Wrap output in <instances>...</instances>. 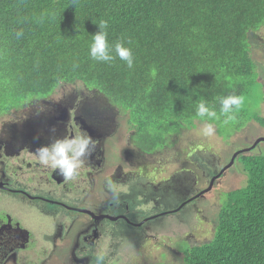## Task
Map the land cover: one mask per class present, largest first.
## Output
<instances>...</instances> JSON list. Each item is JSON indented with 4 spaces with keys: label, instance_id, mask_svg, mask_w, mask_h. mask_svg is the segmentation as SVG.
Wrapping results in <instances>:
<instances>
[{
    "label": "trees",
    "instance_id": "obj_1",
    "mask_svg": "<svg viewBox=\"0 0 264 264\" xmlns=\"http://www.w3.org/2000/svg\"><path fill=\"white\" fill-rule=\"evenodd\" d=\"M101 20L109 44L123 40L132 49L133 68L118 57L111 64L90 58ZM262 26L264 0H0V116L80 81L128 111L133 146L168 152L175 134L198 127L202 99L219 115V96L242 95V105L258 96L263 83L250 34ZM237 117L226 126L221 117L218 132L226 137L252 120L264 125L260 114ZM194 149H176L182 163L199 160ZM238 156L247 181L223 193L211 240L192 246L179 234L170 245L185 264H264V155ZM187 167L180 170L192 176V196L211 185V176ZM183 222L173 235L186 230Z\"/></svg>",
    "mask_w": 264,
    "mask_h": 264
},
{
    "label": "flooded vegetation",
    "instance_id": "obj_2",
    "mask_svg": "<svg viewBox=\"0 0 264 264\" xmlns=\"http://www.w3.org/2000/svg\"><path fill=\"white\" fill-rule=\"evenodd\" d=\"M83 85L77 89L76 83L61 84L46 98L12 108V118L0 121V264H106L115 254L111 247L127 240L128 227L142 228L147 217L190 211L184 210L192 203L187 202L193 192L192 176L180 169L188 166L191 171L192 163L169 171L163 168L168 165L163 157L153 159L160 156L159 150L143 155L133 142L131 149L114 151L119 108L97 88ZM74 135L88 136L93 144L72 179L39 164V146ZM239 150L243 151L236 156L249 152L242 146L234 153ZM235 161L217 160L210 174L202 172L211 176L209 181L220 175L210 191ZM172 192L178 193L174 206L152 212L143 208L153 206L160 193ZM77 232L79 237L72 238ZM147 237H154L151 231ZM158 244L160 257L182 254ZM107 247L113 253L105 256Z\"/></svg>",
    "mask_w": 264,
    "mask_h": 264
},
{
    "label": "rangeland",
    "instance_id": "obj_3",
    "mask_svg": "<svg viewBox=\"0 0 264 264\" xmlns=\"http://www.w3.org/2000/svg\"><path fill=\"white\" fill-rule=\"evenodd\" d=\"M250 38L253 44L252 52L257 51L256 56L253 59L258 65L260 80L264 83V26H262L258 32L251 33ZM75 83L77 89L84 88V85L80 81ZM258 91H260L258 92V96L254 97L249 103L241 106L237 113L241 119L245 114H259L258 111H260V115L264 117V91L262 88L258 89ZM19 109H22V107H19ZM241 109H243L244 112L252 113H244ZM115 112L119 113L117 116L119 117L121 125L116 127L112 136V143H114L115 146L114 151L120 152L122 150L125 151L131 149L132 145L130 142H133L132 134L134 133V126L129 123V113L124 108H116ZM11 118L12 112H8L1 116L0 121ZM196 122L198 124L196 129L182 131L173 136V138H175V149H169L168 152H161L160 156L156 154L153 159L155 160L163 157L168 162V165L164 168L167 167L169 168V171L178 172L183 161V155L186 154L184 153V150L187 149V151H190L195 148V154L201 156L199 157L198 163L196 161L192 163L190 170H193L196 173L206 171L207 174H210L217 160H219L220 164L227 162L232 158L234 151L237 148L244 146L246 141L252 140L253 137L264 136V126L256 121H252L249 126L241 130L235 137L229 139H226L224 135H221L218 132L217 126L216 134L214 136L203 137L198 134V129L202 127V122H198V120ZM114 125L116 124H113L112 126L114 127ZM176 149L181 150L183 155ZM142 152V154L145 155L144 151ZM252 153L264 155V141L260 142ZM246 179L247 176L243 170V166L240 161L237 160L233 167H231L227 173L218 180L219 184H217L218 187L216 189L205 194H202L201 191L196 195H193L191 199L187 201L192 203H190L184 211L186 212V209L190 207L191 214L194 213L195 216L189 219L188 214L190 211L186 212L188 216L184 213H170L148 220L145 225H143V228L128 227L129 233L127 240L119 245L120 247H111L112 251H115V254L112 259H107L106 264H185L183 257L181 258V256L178 255L168 254L167 257H160L158 242L172 245L179 234L183 235L181 238L182 240L190 241L192 246L211 240L218 222V212L224 198L223 193L225 194L227 191L245 185ZM204 190L205 189H203V191ZM169 194L172 195L168 196V194L160 193L153 206L148 203L146 206L143 205V208L152 212L153 209L159 210L174 206L178 202V193L172 192ZM200 195L201 198L197 200L194 199ZM83 221H85V219L81 220L82 223ZM181 222H183L181 226L186 228V230L182 233H177L176 236L173 235L178 231L177 224ZM188 227L191 228L188 229ZM150 231L154 237H151L148 242L145 241L144 243H140ZM78 232L76 237H71L77 239L79 237ZM192 234L195 235L193 240ZM136 242L137 244H135ZM136 247H142L141 252L138 254H136ZM112 251L107 247V253L103 255L106 256L109 253H113ZM98 254L102 255V252Z\"/></svg>",
    "mask_w": 264,
    "mask_h": 264
},
{
    "label": "clouds",
    "instance_id": "obj_4",
    "mask_svg": "<svg viewBox=\"0 0 264 264\" xmlns=\"http://www.w3.org/2000/svg\"><path fill=\"white\" fill-rule=\"evenodd\" d=\"M98 25L99 31L95 35H92V41L89 45L90 58L96 62L111 64L118 57L121 61L125 62L126 66L129 69L133 68L134 56L132 49L129 47H125L123 40H118L113 44H109L107 31L108 22L106 20H101ZM16 35L19 38L23 35V32L19 31ZM128 43L130 44L131 41L129 40ZM252 47L253 44L251 42V51ZM251 56L252 58L256 56L255 51L252 52ZM216 99L220 104L219 115L217 114L216 110L214 108H211L203 99L197 105L196 116L202 122V127L198 129V134L202 135L203 137H212L216 134V122L221 121V117H223L221 126H226L233 122L235 119H238L237 113L239 112L244 102V97L242 95L235 94L219 96ZM258 112L259 114H261L260 111ZM252 121L247 122L238 130H227L225 133L226 139L235 137L236 134H238L241 130L249 126ZM262 138H264V136H257L256 138L253 137L252 140L246 141V144L244 145L245 149L248 151L255 149L260 142H263L262 140L259 141ZM92 144L93 142L91 138L85 135H74L72 137L65 136L63 138L54 140L48 145L39 146L36 149V155L38 157V162L40 165L56 169L58 170V174L70 180L75 174H77V170L80 168L83 162V158L86 155H90L89 149ZM243 150L235 152L232 156V159L234 161H240V157L237 158L236 153L240 151L242 152ZM109 187H115L111 181H109ZM152 217L153 216L144 218L142 220V223L144 222L143 224H145L149 219H152ZM144 242L145 240L143 239L140 243ZM136 248L139 249V252H141L142 247Z\"/></svg>",
    "mask_w": 264,
    "mask_h": 264
},
{
    "label": "water",
    "instance_id": "obj_5",
    "mask_svg": "<svg viewBox=\"0 0 264 264\" xmlns=\"http://www.w3.org/2000/svg\"><path fill=\"white\" fill-rule=\"evenodd\" d=\"M264 141V138H262V139H260L259 141ZM258 141V142H259ZM237 154V153H236ZM219 175H216V176H214L213 178H212V180H211V185L208 187V188H206L204 191H209V190H211L212 189V184H213V182L215 181V179L218 177ZM204 191H202L201 193H203Z\"/></svg>",
    "mask_w": 264,
    "mask_h": 264
}]
</instances>
